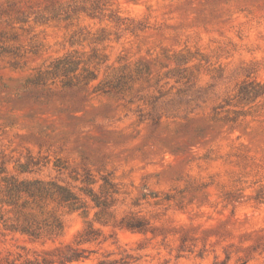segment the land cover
I'll return each mask as SVG.
<instances>
[{
	"label": "rangeland",
	"instance_id": "1",
	"mask_svg": "<svg viewBox=\"0 0 264 264\" xmlns=\"http://www.w3.org/2000/svg\"><path fill=\"white\" fill-rule=\"evenodd\" d=\"M67 55L97 79L34 82ZM122 72L129 89L95 91ZM251 82L264 89V0H0V184L116 185L111 218L88 217L101 243L70 264H264V94L238 97ZM57 214L54 242L0 229V259L72 243L85 219Z\"/></svg>",
	"mask_w": 264,
	"mask_h": 264
},
{
	"label": "trees",
	"instance_id": "2",
	"mask_svg": "<svg viewBox=\"0 0 264 264\" xmlns=\"http://www.w3.org/2000/svg\"><path fill=\"white\" fill-rule=\"evenodd\" d=\"M80 60H75L72 56H65L57 59L47 71H40L35 83H47L48 77H64L68 82H81L87 86L97 79V74L88 68H80ZM81 70L80 73L78 71ZM131 77H127L123 72L113 80L96 86L95 91L102 93L117 92L123 93L127 88ZM264 94V89L257 83L243 84L238 91L241 101L254 100ZM152 112L157 108V104H150ZM142 119L145 114L139 112ZM151 115L150 113H148ZM147 114V115H148ZM157 119V118H156ZM154 119L156 122L157 120ZM21 173H26L27 166H19ZM1 173H5L2 170ZM102 184L98 191L95 190V181L89 173H85L81 183L83 186L74 187L62 184L58 181H44L40 179H20L17 176H4L0 184V229L11 236H21L30 242L47 241L54 242L64 233V223L58 211L66 213H79L85 219L84 228L77 232L72 243L61 244L52 251L43 252V256L36 258L27 257L25 248L19 249L24 252L15 254L8 253L0 259V264H70L73 262L89 259L95 251L84 247L85 245L100 244L102 232L95 228L92 221L88 220L89 214L95 210V220L100 223L104 217L111 218V208L115 203L114 198L118 194L116 185L107 177H102ZM54 207L49 209V205ZM142 220L136 218L123 224L129 230H140ZM103 226L107 222H103Z\"/></svg>",
	"mask_w": 264,
	"mask_h": 264
}]
</instances>
